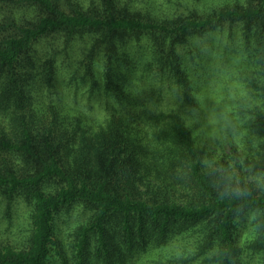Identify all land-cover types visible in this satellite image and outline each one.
<instances>
[{
  "label": "trees",
  "instance_id": "trees-1",
  "mask_svg": "<svg viewBox=\"0 0 264 264\" xmlns=\"http://www.w3.org/2000/svg\"><path fill=\"white\" fill-rule=\"evenodd\" d=\"M170 11L154 0H0V197L26 203L32 227L26 248L0 249V264H48L54 253L56 264H68L54 224L70 223L74 212L72 264H136L150 251L178 264L205 255L211 264H239L243 254L264 264V195L185 205L122 197L112 184L139 189L172 179L209 191L187 123L190 112L204 116L196 94L211 73L192 76L179 53L225 24L241 25L243 62L253 60L257 127L250 132L264 139V0L185 16ZM200 60L218 62L209 49ZM64 84L82 112L51 114L41 140L33 124L44 110L29 93L37 85L58 94ZM54 184L60 187L48 193Z\"/></svg>",
  "mask_w": 264,
  "mask_h": 264
},
{
  "label": "rangeland",
  "instance_id": "rangeland-1",
  "mask_svg": "<svg viewBox=\"0 0 264 264\" xmlns=\"http://www.w3.org/2000/svg\"><path fill=\"white\" fill-rule=\"evenodd\" d=\"M154 1H165L173 9L170 13L182 16L193 12L229 7L236 3V0ZM240 27V24H225L203 37L189 39L186 50L182 47L179 53V49H177L179 54L185 53L184 60L192 76L204 77L209 72L211 73L206 90L200 88L196 94L197 102L199 98L204 99L203 107L198 104V107L204 109V116L200 118L195 112H190L191 122L187 123L194 141L195 152L201 159L202 173L208 180L209 191L207 193L198 192L187 182L179 183L172 179L155 182L154 179H151L149 185L140 184L139 189L116 185L113 182L118 195L142 198L149 202H175L185 205L198 204L210 196L219 197L243 193L264 195V139L257 134L254 136L250 132L251 129L256 130L257 127L255 126L257 123L254 122L255 118L250 116L254 105L257 104L254 102L255 99H252L253 95L250 91V80L254 70L251 67L253 62L250 66L248 63L253 60L250 59L247 63L243 62L242 52L239 49V39L242 37ZM208 49L213 51V58H216L218 62L217 65H205L204 67L201 64L200 54ZM251 52L255 53V46L248 53L251 55ZM224 53H227L229 57L226 58ZM200 67H204V69ZM69 70L71 71L72 67ZM166 88L167 85L163 87V90ZM59 93L50 95L46 88L37 85H34L29 93L34 99L35 108L44 110L41 121L33 124L34 134H39L38 138L41 140L45 135V129L49 127L51 114L62 111L70 113L73 112L72 107L77 108L74 111L82 112L79 107L73 104L71 91L66 88L65 84L60 88ZM87 102L80 100L82 105ZM100 106L102 108L103 105ZM93 108L95 111L100 109L98 104ZM37 109L34 110L37 111ZM61 129V125L57 126L58 131L54 135L61 133ZM60 136L57 135V137ZM57 140L60 139L57 138ZM62 164L65 168L64 160ZM59 187V184L48 185L46 191L53 193ZM28 210L26 203L21 200L16 199L7 205L0 197V249L8 246L14 250H22L27 247L32 231ZM249 217L247 218L248 222L252 220V217ZM78 218L74 212L70 223L57 219L54 224L55 246L66 258L68 264H72L70 241ZM92 251L94 252L93 249ZM173 256H177L176 253ZM53 257L54 260L49 261L48 264L59 262L57 254L54 253ZM208 257L205 255L195 258L193 261L196 264L199 262L211 264ZM95 260L96 256L90 255V262L95 263ZM155 262L178 264L180 261L171 256L150 251L139 255L136 264H155ZM259 262L257 255L250 257L243 254L240 256L239 264H258Z\"/></svg>",
  "mask_w": 264,
  "mask_h": 264
}]
</instances>
